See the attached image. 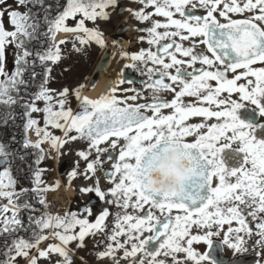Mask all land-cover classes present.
<instances>
[{"label":"snow or ice","instance_id":"snow-or-ice-1","mask_svg":"<svg viewBox=\"0 0 264 264\" xmlns=\"http://www.w3.org/2000/svg\"><path fill=\"white\" fill-rule=\"evenodd\" d=\"M0 264H264V0H0Z\"/></svg>","mask_w":264,"mask_h":264},{"label":"flooded vegetation","instance_id":"flooded-vegetation-1","mask_svg":"<svg viewBox=\"0 0 264 264\" xmlns=\"http://www.w3.org/2000/svg\"><path fill=\"white\" fill-rule=\"evenodd\" d=\"M100 83H101V82H100ZM99 85H100V84H99ZM99 85H98V86H99ZM98 86H97V88H98ZM96 91H97V89L92 93V95L96 94ZM70 163H71L70 159H66V160H64V161H63V169H64V170H67V169L70 167ZM57 174L59 175V168H58V170H57ZM56 199L59 201V197H58V195H57ZM60 202H61V201H60Z\"/></svg>","mask_w":264,"mask_h":264},{"label":"bare ground","instance_id":"bare-ground-1","mask_svg":"<svg viewBox=\"0 0 264 264\" xmlns=\"http://www.w3.org/2000/svg\"><path fill=\"white\" fill-rule=\"evenodd\" d=\"M103 83H104V80H103V77H101V83H100V85L98 86L96 92H98V91L103 87ZM94 95H95V94H94Z\"/></svg>","mask_w":264,"mask_h":264},{"label":"rangeland","instance_id":"rangeland-1","mask_svg":"<svg viewBox=\"0 0 264 264\" xmlns=\"http://www.w3.org/2000/svg\"><path fill=\"white\" fill-rule=\"evenodd\" d=\"M58 197H59V195H58ZM61 203H62V201H61Z\"/></svg>","mask_w":264,"mask_h":264}]
</instances>
